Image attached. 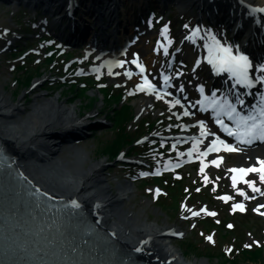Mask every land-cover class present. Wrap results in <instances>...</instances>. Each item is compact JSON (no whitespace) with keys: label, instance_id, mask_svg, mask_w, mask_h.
<instances>
[{"label":"bare ground","instance_id":"obj_1","mask_svg":"<svg viewBox=\"0 0 264 264\" xmlns=\"http://www.w3.org/2000/svg\"><path fill=\"white\" fill-rule=\"evenodd\" d=\"M19 1L23 0H13L11 3L3 1V3H5L8 8L14 9L16 3ZM33 1L36 2L38 6L41 2L42 5L45 4L43 11L46 10V12L43 13H45L46 16L39 26L53 29L55 25L58 24L57 34L63 36V39L67 41L81 36L87 38L90 36L91 31H94L92 28L93 22H89V24L87 22L83 23L82 25L85 26L81 25L82 28H80L79 25H74L73 27H69L65 23L62 25L64 22L63 18H57V16L60 15L63 6L60 4L66 0ZM71 1L73 3L83 2V4L85 2L87 6H96L97 13L100 12L99 15L102 17L103 22H111L113 17L116 18L123 6L121 0ZM164 1L165 0H139L132 6V19L129 12L126 20L121 18L117 23L121 26L125 22L126 25H128L129 22L130 25V21L134 20L137 24H142V22L146 20L150 8H152V6H161ZM172 3L173 7L178 10L179 16H186L187 22L182 23L178 30L170 32L169 40L180 43L181 49L183 50L181 51L185 58L195 57L201 60V56H205L206 53L204 51L208 50V47L205 45L209 47L212 46V40L208 36L209 31L217 40L225 45L228 43L223 41V37L227 32L231 33L232 39L229 40V44L234 48V53L237 51V46H240L244 51L250 52L253 57L256 56L260 58V56L264 55V19L259 17L260 21L257 22L256 13L248 7L255 6L264 8V0H243V2H241V0H175ZM31 5L35 6L33 3ZM202 12L204 13L202 14ZM51 15L53 19H50ZM192 15L194 17H192ZM203 19L208 23L198 24L196 27H193L198 29V34L194 35L191 40L187 39L186 37H188L192 30L189 31V33L183 30L190 27L194 21L201 22ZM185 25H187V27H185ZM205 25L209 27L208 30H205ZM124 28L125 27H118L114 34H110L107 37L104 36L106 37L105 40H118L120 38L119 35L127 29ZM144 28L145 27L142 25L141 29L144 32L141 33L139 39L143 42H145V40H152V35L147 34ZM166 34L165 30H161L158 34L159 39L162 40L163 36ZM93 37L96 38V36ZM162 43L164 42L162 41L159 44L155 43L156 46L153 47V53L151 52L156 60L160 58L158 54L160 49L163 48L164 44ZM240 49L239 51H241ZM127 50L128 48H123L117 53L115 49L114 52H104L102 50L103 53H101L103 61H114L115 63L121 61V65L114 69L116 72L121 73L120 78L125 79L132 78L134 73L133 68L122 61L124 60L123 56ZM253 57H249V59L253 60ZM203 60H205V57ZM194 65L198 75H196L193 80L201 83L206 81V78L209 76L208 73L210 72H207V65L204 64L203 61H200L199 64L195 62ZM100 67L103 66L100 65ZM5 77L4 73L0 71V152L5 156L8 162L7 167L14 172L19 181L26 183L29 187L37 190L46 197L53 200H60L71 205L80 217L85 220L92 229H95L94 231L101 239L108 241L110 245L117 246V252L131 260L140 262L141 264H186V262L181 260V256L176 254L174 247L172 249V239L168 236L171 235L168 233L175 234L179 232L173 227H163L157 224H139L141 212L136 209L135 206H130L132 199L130 187L122 181H120L117 186H113L108 180L107 175H102L105 162L103 160L88 162V158L83 157V154H81L78 148H81L84 152L86 151L88 156L90 155L85 142L77 141V138L85 133V128L89 127L90 123H96L93 122L94 118H91L93 116L89 114L85 117H81V113H78L76 110L79 106L78 104H69L65 109L64 104L60 100L64 93L63 88L52 96L45 95V93H48L47 90L43 92L38 91L37 89L40 83H42H37L40 78L35 79L29 89H25L19 96L13 98L12 92H6L4 90ZM218 77L223 78L225 75H220ZM230 79L234 81L233 77H230ZM196 82L189 84L187 86L188 90L184 94V96L190 97L194 103L196 100L199 101L201 99V93L196 95L197 91H199L195 86ZM137 84H141L140 81H137ZM175 84H177L176 88L180 91L181 87H178L180 83L176 82ZM157 85L160 87V91L167 90L161 88L162 81L158 82ZM216 85L221 86L223 94L229 96V98L227 97L229 103H236V95L235 92L230 89L231 86L230 88L229 85L226 87L224 83H217L215 86ZM234 85H236L238 89L240 88V85ZM191 89L193 90L192 93ZM228 89L233 92L230 94ZM143 91L146 93L147 97L141 99L137 108L138 110L140 109L141 112H149V107L153 105V101L150 97L153 96L152 94L154 92L148 94L146 90ZM255 92H258L257 94L260 95L258 99L260 100L262 96L261 87L255 88ZM212 93L216 96L214 91H212ZM212 93L210 89L203 91L205 97ZM162 97L166 99V97L169 96L163 95ZM183 97L179 96L180 104L170 103V101L174 102L177 99H167L171 108L175 106L177 112H180L182 109L187 110L189 120H187V127L185 128L193 131V133L189 135L190 138L184 140L185 143H189L186 149L176 154L174 159L185 160L189 155L188 150L194 147L193 138H196L200 143L195 145L191 156L202 158V164L204 165V163H206L204 161L205 157L200 151H197V148L201 144H208V141H211L216 135V130L212 126L213 123L211 120H203L209 134L208 136H201L199 124L196 123L193 125L192 122L193 120L195 121L196 119H202L204 117L197 112L192 113L191 109L187 108L186 104L183 102ZM251 97L252 96H250V98ZM246 99L248 98L244 100ZM210 101L211 99L209 102ZM221 102L223 103V99L220 103ZM244 106H241L242 110ZM198 107L202 108L200 104ZM203 108L207 109L209 107L205 106ZM214 112V110H210L208 115H214ZM96 113H100V110H97ZM213 133H215V135H213ZM184 137L185 136L182 134L179 135L178 139L183 140ZM255 144L256 145H253V147L233 146L234 150L231 151L222 148L221 152H232L233 158L228 160L227 157L231 154H220L218 157H223L222 160H218V157H213L210 161L216 160L217 163H220L222 169L226 171V174H229V170L232 168H249L253 165L260 167L258 161L264 160V144ZM231 174L236 177L242 175L239 172L238 174H236V172H231ZM104 180H106L105 185L103 184ZM248 180L253 181L260 191L254 192L252 187H243V193L247 195L238 192L237 195L242 196L239 201L244 202L246 199H249V197H256L259 198L257 205L259 207L264 206V181L260 180L258 172L252 171L243 174V181L241 183ZM8 191H10V189H8ZM72 200L76 201L75 205L69 203ZM10 202L12 201L9 200L8 203ZM7 206V204H4L3 207ZM128 212H130V214H128ZM16 224L17 226H22L20 218L16 219ZM69 234L70 229L63 228L59 235L54 233L52 238L54 242L61 243V239L65 242H69ZM137 249H139V251H137ZM120 250L124 252H120Z\"/></svg>","mask_w":264,"mask_h":264},{"label":"rangeland","instance_id":"obj_2","mask_svg":"<svg viewBox=\"0 0 264 264\" xmlns=\"http://www.w3.org/2000/svg\"><path fill=\"white\" fill-rule=\"evenodd\" d=\"M133 2L134 0H121V4L123 3V6L116 18L119 17V19H121L123 16L127 19L128 11L130 10ZM97 12L96 6H87L85 3H80L76 13L74 12L71 16L76 20H78L79 17H83L81 18L82 21L91 22L95 16L99 14ZM155 12L157 14L159 11ZM39 13H43V11L34 12L26 10L23 12L22 10H19V7H16L15 9H8L3 4L0 5V71L6 76L5 81L3 80L5 84L4 90L6 92H12L13 98L19 96L25 89H29V87L33 84V81L37 78H40L39 82H42L37 89L38 91L43 92L42 87L45 85L47 87L55 88L58 84L57 76L55 75L58 74V72L63 71L67 74V67L69 66V68L72 69L71 73H73V76L78 77L81 75L84 76L86 74H91V66H89L90 64L87 62L96 59L94 57H88L87 51L83 49V45H80L67 49L57 48L59 51L57 50L54 55H59L60 53L61 56L64 57V60H62V62L60 60V63L56 66L46 65L44 58L46 57L48 51L52 50L53 46L55 47L56 43L48 40L49 38L54 37L51 36L53 30L47 31V28L39 26V23L42 22V20L38 19ZM178 14V10L172 7L169 10H166L164 14H157L158 16L154 15V17L157 16L156 18L160 17L158 25L156 23V18L152 19V16H149L146 20V29L151 31V33L155 30V34H157L160 30H169L172 32L180 28L182 23L187 22L186 17H180ZM162 16L163 18L161 19ZM192 17L194 16L192 15ZM116 18H114V22L101 21L99 27L105 28L110 25L112 26L115 23ZM97 20L99 22V19ZM150 25H152V28H150ZM165 25H167V28L164 27ZM190 28H192V26ZM226 38L228 40L230 39L229 36H226ZM223 41H225L224 38ZM149 42L147 43L145 49L143 48L141 51L143 53L142 56L146 59H150L149 53L147 52L149 51L148 46L151 45ZM15 44L18 46H14ZM24 45L27 46L25 47ZM22 46H24V49L28 51V55H26L24 59L21 58L22 61L27 63L31 62L32 66L34 65V68L37 66L40 67L39 76L33 77L29 84L24 88L20 86L18 81L15 79L18 77L16 75V65L18 63L14 60V56L19 55L21 52V50H14V48ZM11 52L14 54H11ZM83 66L85 67L84 70H82ZM188 70L189 69H184L183 73H188ZM102 82H106L107 84L104 83V85L108 86H119L120 90L123 92L122 100L126 101L133 107L135 119L131 124V127H129L130 131H133L135 125L141 121H155V126L151 132L152 137H148L146 142L155 144L156 140L159 141L163 138V128H166L167 125H169V121L166 119L162 120L161 118L162 110L160 107L162 102L160 100L153 101L154 106L149 107V112H141V110H138L137 107L139 106L143 94L137 91L136 82L134 80H132L128 85H124V83L119 82L115 76L105 75L102 77ZM58 91H60V89H57L50 94L45 93V95L52 96L57 94ZM68 93H70V91L65 88L64 93L60 98L65 109L69 106V104H78V108L81 107L79 108V113H82L83 117L89 114L94 115L97 110H100V113L95 114L92 118H95V121L100 120L101 125L93 126L95 123H90L89 128H85V132L88 133H84V137L78 139V141L85 142L90 152V155L88 156L86 151L84 152V150L78 148L81 154H83V157L88 158V162L103 160L105 164L102 170V175L106 174L108 180L113 184V186H117L119 182L122 181L130 187L132 191L130 206H135V208L141 212V220L139 221V224H157L158 226L163 227H173L178 232H181L176 234L173 239L171 238V245L172 249L174 247L176 254L181 256L180 258L183 262H186L187 264H224L222 260H217L214 257H197L193 253L183 254V249L179 243L183 242L180 241L182 239H201V237H203L205 239L204 243L206 242L208 245L213 243V241H220V234L222 237V233L218 230L219 228L216 230L210 229L206 232L205 220L218 224L228 220L224 223L228 230L235 229L238 226L237 223L240 222L241 229L243 230L239 231L238 229V231L240 234L243 233V237L241 239L243 246H255L257 243L264 242V212L262 213L258 211L252 202L245 205L243 209L236 207L235 210H233V203H225V199L222 194L226 191L225 187L228 182V177L222 178L220 171L211 170L209 173H205L197 170L198 165H194L195 167L189 166L185 171H177L174 174H170L169 176L176 184V188L178 187L179 190L189 188L192 194L188 198L186 196L182 197L180 201L177 198V202L167 195L168 198H166L164 204L158 203L159 198L164 196L165 193L161 191L159 185L152 183L145 184V181L150 180L151 178L149 177H158L163 172H166L167 168L165 166V161L167 160V156L164 155V151L154 150L153 153L146 156V160L136 159L137 157H129V159H122L120 157L119 162H116L115 160L113 162H109V160L105 157H100V155L98 157L97 154L99 152L100 144H104L106 141L110 140L114 133L113 126L109 122V116L105 115L108 111L106 100L96 89H89L86 93V98L81 97L79 99V97H74L71 102H69V98L73 97V95H68ZM91 95L93 96V99H95L93 106H88L87 109L83 108L84 103L85 105L89 104L87 97H91ZM78 108L76 109L77 111ZM176 121L177 114H174L171 120L172 123L168 127H173ZM168 135H171V133ZM159 143L163 142L160 141ZM120 162H123V165H120ZM125 165L132 167L131 170L134 172V175H131L129 172L124 170ZM143 173L147 174L144 175ZM205 177H207V180H205ZM178 180L182 181L177 184ZM105 183L106 180L103 181L104 185ZM188 184H195L196 188H193L192 186L187 187ZM202 209H206V211H202ZM193 213L197 214L193 215ZM213 213H215V215H213ZM128 214H130V212H128ZM226 215L229 217H225ZM255 220H257L258 223ZM229 225H231V227H229ZM253 226L254 229H256L255 231L252 228ZM256 227L260 228L261 232ZM251 228L252 230H250ZM234 235L235 234L233 232L228 231V234L223 237V240L225 241L223 243L224 248L227 249L229 247H234V245H232L234 243V241H232L234 240ZM209 236L212 237V240L208 239ZM238 246L239 245L236 244V247Z\"/></svg>","mask_w":264,"mask_h":264},{"label":"snow or ice","instance_id":"obj_3","mask_svg":"<svg viewBox=\"0 0 264 264\" xmlns=\"http://www.w3.org/2000/svg\"><path fill=\"white\" fill-rule=\"evenodd\" d=\"M243 2V0H241ZM255 11V9H253ZM260 12H264V8L259 9ZM167 28V25L164 26ZM187 27V25H185ZM198 34V29L193 28L192 31L189 33L187 39L191 40L194 35ZM208 36L212 40V46L209 47L208 45H205L209 49V55L205 57V59L208 60V63L212 65L213 72H219V71H227L231 74L232 77H234V84H240L244 85L246 88L252 87L254 84L257 83V81L264 82V62L253 64V62L249 59V56L245 53L239 51L237 46V51L234 53L233 48L231 45H225L222 44L219 40L216 39V37L209 31ZM117 63H121L120 61H117ZM133 63H137V61L133 60ZM197 64L200 63L199 59L196 61ZM137 67L143 71L144 66L142 64L137 63ZM249 69H252L254 72H260L261 74L258 76H255L254 78L249 75ZM165 82H168L169 77L163 76L162 77ZM144 84L137 85L138 88L147 87L148 90H155L156 85L151 83L147 79V77H143ZM196 87L201 92V99L197 101L198 104L201 105V107H219L221 110L214 112V114L217 116L216 123L219 124L224 131L228 132L229 135L235 134L237 139H245L248 143L252 142V139L255 137H258L259 139L264 140V102L261 103V105L258 108H254L252 112H250L246 116H240L239 113H237L236 107L234 104H231L228 102L227 96H223V103L222 105H216V101L219 99L218 97H213L212 101L209 102V99L203 95V87L201 85H196ZM180 90H183V85H181ZM157 95L159 96V93L157 92ZM261 100L264 101V95L261 96ZM170 103L180 104V100L177 99L174 102L170 101ZM236 103L243 104L244 101L241 99L240 94L236 95ZM185 114L187 113V110H185ZM227 115L230 119H233L236 121L235 124V133L229 130V128L224 124V122L220 119V115ZM197 123L200 126V135L204 136L207 134L208 129L205 127V122L203 120H197ZM184 127H187V125H184ZM215 135V133H213ZM194 139V147L193 149H189V155H191L192 151L195 148L196 144H199L200 141L196 138ZM217 144L223 145L227 150L231 151L234 150L233 145L227 144L225 141L221 140L219 137L216 138V140H213L212 143L208 146V151H217ZM205 155L207 152L204 153ZM218 160H222L223 157H218ZM213 164H216L217 161L213 160L211 161ZM260 167L257 168L255 165L249 167V168H241V169H232L233 172H239L242 175L246 174L249 171L252 172H258L259 177L261 181H264V160H260ZM201 171L204 170V165H201ZM146 175L147 173H143ZM236 177L233 176V184L235 185ZM205 180H207V177H205ZM250 187H252L254 192H259L260 189H258L254 182L251 180L245 181ZM238 192H241L244 195H247L246 193H243L242 189H237ZM230 197H224V199H229ZM252 198V197H249ZM69 203L75 205L76 201L72 200ZM236 207H239L243 209V204H237L233 205V210H235ZM264 207V206H260ZM202 211H206V209H202ZM197 213H193V215H196ZM215 215V213H213ZM231 227V225H229ZM209 240H212V237H208ZM251 245H249L250 247ZM139 251V249H137ZM230 251V249H229Z\"/></svg>","mask_w":264,"mask_h":264},{"label":"trees","instance_id":"obj_4","mask_svg":"<svg viewBox=\"0 0 264 264\" xmlns=\"http://www.w3.org/2000/svg\"><path fill=\"white\" fill-rule=\"evenodd\" d=\"M30 77L31 76H28L27 81L30 79ZM113 114V120L116 122L118 128H120V131L114 137V139H112L105 147H103V150L101 152L102 155H108L110 157H112L118 149L123 148L124 146L129 147L130 149L134 148V146L132 145V139L128 137L123 127V123L127 122V120L130 118V112L126 108H123L122 110L113 109ZM188 247L190 249L195 248V246H193L191 243L188 245ZM245 256L246 258L243 257V260L241 261H245L249 258L248 260L250 261L258 262V260L262 258L261 250L258 252H246ZM228 263L239 264V262L235 263L232 261Z\"/></svg>","mask_w":264,"mask_h":264}]
</instances>
